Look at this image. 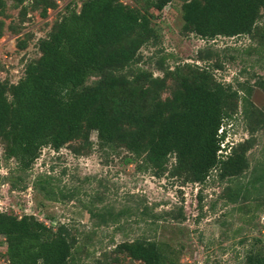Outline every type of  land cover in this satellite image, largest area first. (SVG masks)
Instances as JSON below:
<instances>
[{
    "label": "trees",
    "instance_id": "obj_1",
    "mask_svg": "<svg viewBox=\"0 0 264 264\" xmlns=\"http://www.w3.org/2000/svg\"><path fill=\"white\" fill-rule=\"evenodd\" d=\"M26 1L13 0L23 19L29 13ZM123 1L83 0L79 11L67 4L68 12L39 39L41 55L26 66L24 76L17 83L0 81V142L6 158L16 159L19 169L27 172L47 147H69L77 156L89 153L91 135L97 132L100 149H125L127 164L160 177L167 174L198 184H205L214 171L220 180L242 177L250 168L251 140L232 146L226 157L219 152L227 150L222 148L224 125L233 120L240 103L252 134L264 126L263 113L250 101L251 88L219 82L211 68L200 65L170 67L160 59L155 63L160 76L142 66V50L155 46L159 36L155 12L174 0H130L134 7ZM183 1L185 33L205 41L249 36L264 46V0ZM6 6V0H0V14ZM31 8L41 9L46 17L58 8V1L33 0ZM3 27L0 21V38ZM26 35L18 43L21 50L32 38ZM211 56L199 59L210 61ZM91 78L96 80L89 84ZM259 85L264 89V80ZM263 167L253 169L249 184L264 187ZM35 186L48 201L75 196L60 188L52 175H40ZM242 190L237 184L233 202ZM90 207L98 226L120 223L125 214L98 209L94 200ZM0 236L7 248L5 264H82L66 224L55 228L32 216L0 213ZM113 253L117 256L111 261L93 264H116L120 254L142 264H170L152 237L124 241ZM244 264H264V255H249Z\"/></svg>",
    "mask_w": 264,
    "mask_h": 264
},
{
    "label": "rangeland",
    "instance_id": "obj_2",
    "mask_svg": "<svg viewBox=\"0 0 264 264\" xmlns=\"http://www.w3.org/2000/svg\"><path fill=\"white\" fill-rule=\"evenodd\" d=\"M32 1L25 2L29 13L24 19L13 0H6L4 14H0L4 22L0 81L17 83L26 66L40 57L38 41L46 38L53 24L68 12L65 6L70 3V9L79 11L83 0H57L58 8L49 10L46 17L41 9L32 10ZM123 2L136 6L130 0ZM183 6V0H174L162 12H155L159 36L155 46L142 50V66L150 67L159 76L155 63L160 59L170 67L179 63L209 67L219 82L235 89L239 85L251 88L250 101L264 119V89L259 85L264 80V46L249 36L205 41L185 33ZM11 26L22 29L21 34L13 33ZM25 34L32 38L21 50L18 43ZM207 53L213 59L201 61L199 56ZM216 63L219 68L213 66ZM95 80L91 78L88 83ZM239 105L233 120L224 125L227 135L222 148L227 150L219 154L226 157L232 146L250 139V168L242 177L220 180L214 171L205 184L167 174L160 177L150 170H138L134 163L127 164L129 154L125 149L116 153L100 149L97 132L91 135L94 145L89 153L77 156L69 147L60 151L47 147L32 168L22 172L16 159L6 158L0 142V213L19 218L32 216L55 228L68 225L82 264H93L98 259L111 261L117 256L113 253L117 245L143 236L156 239L170 264H244L249 255H264V187L248 183L253 169L264 166V126L256 125L258 129L252 134L243 104ZM174 163L172 158L170 167ZM44 174L52 175L64 191H73L74 199L46 200L35 186ZM237 184L243 190L233 202ZM92 200L98 209L125 212L120 223L98 226L90 213ZM6 252L5 239L0 236V264L7 263ZM118 257L116 264H142L126 254Z\"/></svg>",
    "mask_w": 264,
    "mask_h": 264
}]
</instances>
